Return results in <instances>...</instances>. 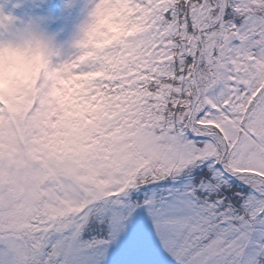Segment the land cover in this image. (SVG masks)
Masks as SVG:
<instances>
[{
  "label": "snow or ice",
  "instance_id": "1",
  "mask_svg": "<svg viewBox=\"0 0 264 264\" xmlns=\"http://www.w3.org/2000/svg\"><path fill=\"white\" fill-rule=\"evenodd\" d=\"M36 7L79 27L0 93V264H264V0Z\"/></svg>",
  "mask_w": 264,
  "mask_h": 264
},
{
  "label": "clouds",
  "instance_id": "2",
  "mask_svg": "<svg viewBox=\"0 0 264 264\" xmlns=\"http://www.w3.org/2000/svg\"><path fill=\"white\" fill-rule=\"evenodd\" d=\"M110 19L106 14L101 19V25L114 29ZM13 24L14 21L7 22L9 27ZM78 27L79 21L73 26L72 34ZM70 38L60 40L58 33L50 30L46 22L32 20L27 21L13 39L0 40V93L23 90L41 71L52 46L63 45Z\"/></svg>",
  "mask_w": 264,
  "mask_h": 264
},
{
  "label": "rangeland",
  "instance_id": "3",
  "mask_svg": "<svg viewBox=\"0 0 264 264\" xmlns=\"http://www.w3.org/2000/svg\"><path fill=\"white\" fill-rule=\"evenodd\" d=\"M39 3H41V0H37L36 2H33V4L30 5L31 9L28 12L26 11V8L22 9L20 6L14 5L13 9L16 11H20L21 15L14 17L15 18L14 24L11 25L10 28H12L14 31H18L22 27L23 23H26L27 21H29L30 19H34L35 17L46 15V13L41 8L36 7V5ZM6 14L11 15V13H6ZM46 24L50 30L56 31L59 22L58 19H51L46 21ZM72 31H73V22L71 20H67V22L62 21V32L60 33L58 31L56 32L58 33V38L60 40H67L71 37Z\"/></svg>",
  "mask_w": 264,
  "mask_h": 264
}]
</instances>
